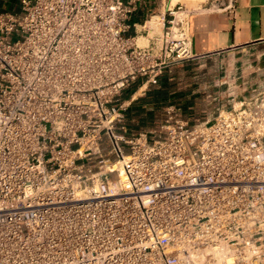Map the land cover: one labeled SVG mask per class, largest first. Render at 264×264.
Wrapping results in <instances>:
<instances>
[{"label": "built area", "instance_id": "1", "mask_svg": "<svg viewBox=\"0 0 264 264\" xmlns=\"http://www.w3.org/2000/svg\"><path fill=\"white\" fill-rule=\"evenodd\" d=\"M0 9V264H264V83L129 126L125 91L196 57L183 4Z\"/></svg>", "mask_w": 264, "mask_h": 264}, {"label": "rangeland", "instance_id": "2", "mask_svg": "<svg viewBox=\"0 0 264 264\" xmlns=\"http://www.w3.org/2000/svg\"><path fill=\"white\" fill-rule=\"evenodd\" d=\"M7 1L13 3L12 0ZM154 1L157 3L160 0ZM167 1L169 0H164ZM199 1L204 0H171V4L178 2L190 9L193 3L195 5V2ZM164 72L174 82L172 92L182 93L183 98L177 95L170 96L163 103L151 105L139 99L146 97L150 90L159 88L158 84L133 89L129 97L124 98L127 104L125 108L133 110L143 108V111L139 114L131 112L129 122L132 127L149 126L163 108L173 101L175 102L173 104L182 107L185 114L201 120L206 116L215 115L217 109L229 108L234 100L250 95L254 88L264 83V43L239 49L234 53L199 58L190 64L179 63ZM182 104L188 106L184 107ZM151 110L154 112L150 122Z\"/></svg>", "mask_w": 264, "mask_h": 264}, {"label": "crops", "instance_id": "3", "mask_svg": "<svg viewBox=\"0 0 264 264\" xmlns=\"http://www.w3.org/2000/svg\"><path fill=\"white\" fill-rule=\"evenodd\" d=\"M12 2L0 0V9L17 10L19 0ZM154 3L145 0L131 21L141 23L149 12L163 11L168 5L164 0ZM189 10L194 60L264 43V0H204L193 3Z\"/></svg>", "mask_w": 264, "mask_h": 264}, {"label": "trees", "instance_id": "4", "mask_svg": "<svg viewBox=\"0 0 264 264\" xmlns=\"http://www.w3.org/2000/svg\"><path fill=\"white\" fill-rule=\"evenodd\" d=\"M193 61H195V60L194 59H191V60H188V61H186L184 63L185 64H190V63H193ZM173 83L174 82L169 79V76L166 74V72H164L158 78V83L157 84L159 85V88H157L155 90H150L149 92H147L146 97L141 98L139 100L142 101V102H146L148 104L154 105V104H159V103L165 102L170 96L177 95V96H179V98H183V97H181L182 96V93L181 94L180 93L179 94H177V93L175 94V92L174 93L172 92ZM133 89L134 88H130V89L126 90L123 97L124 98H125V96L126 97H129V95L133 91ZM171 103H175V102L173 101ZM187 104H185V105L182 104V106L186 107V106H188ZM159 107H160V105H159ZM132 110L133 109H131V108H129V109H126L125 108L124 109L126 122L128 123L129 126H132V124H130V122H129V119L131 118V116H129V115H131V112L132 113L134 112L135 114H139L140 112L143 111V108L142 109L139 108L138 110H133V111ZM153 112H154L153 110H151L149 112V115H150L149 121L150 122L153 119L151 117V116H153ZM151 123L149 125H151Z\"/></svg>", "mask_w": 264, "mask_h": 264}]
</instances>
